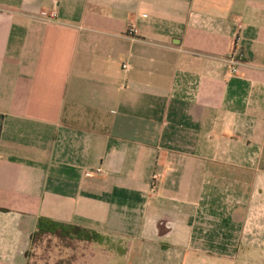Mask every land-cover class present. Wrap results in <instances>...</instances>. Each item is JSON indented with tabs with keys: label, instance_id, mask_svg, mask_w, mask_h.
I'll return each mask as SVG.
<instances>
[{
	"label": "crops",
	"instance_id": "1",
	"mask_svg": "<svg viewBox=\"0 0 264 264\" xmlns=\"http://www.w3.org/2000/svg\"><path fill=\"white\" fill-rule=\"evenodd\" d=\"M43 217L264 262V0H0V264Z\"/></svg>",
	"mask_w": 264,
	"mask_h": 264
},
{
	"label": "rangeland",
	"instance_id": "2",
	"mask_svg": "<svg viewBox=\"0 0 264 264\" xmlns=\"http://www.w3.org/2000/svg\"><path fill=\"white\" fill-rule=\"evenodd\" d=\"M126 247L124 241L106 236L102 244L76 243L70 249L57 238L49 237L33 245L28 264H122L121 256ZM243 264L254 263L246 261Z\"/></svg>",
	"mask_w": 264,
	"mask_h": 264
},
{
	"label": "trees",
	"instance_id": "3",
	"mask_svg": "<svg viewBox=\"0 0 264 264\" xmlns=\"http://www.w3.org/2000/svg\"><path fill=\"white\" fill-rule=\"evenodd\" d=\"M55 237L72 249L76 243L102 244L106 236L92 229L60 223L49 218L39 219L37 230L33 235V245L46 238Z\"/></svg>",
	"mask_w": 264,
	"mask_h": 264
},
{
	"label": "built area",
	"instance_id": "4",
	"mask_svg": "<svg viewBox=\"0 0 264 264\" xmlns=\"http://www.w3.org/2000/svg\"><path fill=\"white\" fill-rule=\"evenodd\" d=\"M57 13L55 12L53 16H56ZM133 32L137 33V30L133 29ZM242 56L240 54H235L231 60V64L233 66V74L238 73L239 67L242 65ZM124 68H128V66H125Z\"/></svg>",
	"mask_w": 264,
	"mask_h": 264
}]
</instances>
